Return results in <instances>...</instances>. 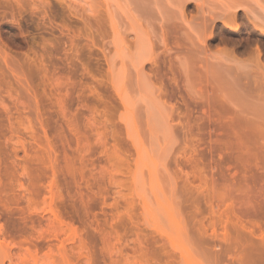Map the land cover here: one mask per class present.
Wrapping results in <instances>:
<instances>
[{"label": "rangeland", "instance_id": "rangeland-1", "mask_svg": "<svg viewBox=\"0 0 264 264\" xmlns=\"http://www.w3.org/2000/svg\"><path fill=\"white\" fill-rule=\"evenodd\" d=\"M0 264H264V0H0Z\"/></svg>", "mask_w": 264, "mask_h": 264}, {"label": "bare ground", "instance_id": "bare-ground-1", "mask_svg": "<svg viewBox=\"0 0 264 264\" xmlns=\"http://www.w3.org/2000/svg\"><path fill=\"white\" fill-rule=\"evenodd\" d=\"M113 29H114V28H113ZM114 34H117V33L115 32ZM114 36H116V35H114Z\"/></svg>", "mask_w": 264, "mask_h": 264}]
</instances>
